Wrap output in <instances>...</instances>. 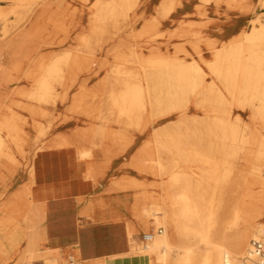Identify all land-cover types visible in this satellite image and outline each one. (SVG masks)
Here are the masks:
<instances>
[{"label":"bare ground","instance_id":"obj_1","mask_svg":"<svg viewBox=\"0 0 264 264\" xmlns=\"http://www.w3.org/2000/svg\"><path fill=\"white\" fill-rule=\"evenodd\" d=\"M80 1L87 4L82 7L83 9L70 7L69 2L57 5L56 9L53 7L56 6L54 4L47 5L31 19L29 28L27 29L26 26L19 34L26 37L40 35L41 31L36 33V28L33 27L44 23L46 25V29L43 30L45 31L44 36L49 35V42L64 44L70 39L71 32L74 31V39L78 44L53 55L34 57H31L32 54L26 51L22 45L18 46L14 51L15 69L20 70L24 63H28L29 67L24 77L32 79L35 86L33 89H22L16 91V94H12L30 98V102L17 103L16 106H21L33 114L47 115L48 112L42 105L63 103L68 98L70 90L78 83L80 91L74 98L77 110L92 104L93 97H96L98 93H102L106 97L108 100L106 102L107 109L113 115L111 123L116 122L119 127L122 125L126 129L99 127L89 129L88 132L93 134L97 132L104 138H115L116 144L120 145V149H123L116 155H129L130 164L134 165L133 167L136 169L140 168L146 177V181L138 182L143 186V189L141 192L133 194V217L128 218L129 220L125 222L131 254L145 256L148 259V264H190L194 247L189 240L197 237L201 244L208 246V250L202 254V264H258V258L249 254V240L251 236L255 238L259 234L263 223L260 220L264 217V176L261 169L262 164H260V162H264V133L260 135L255 128L256 123L260 122L256 110L262 112L264 118V101L255 110L248 98L255 97L259 91L264 90L263 17L256 14L257 16L252 19L254 26L250 31L243 32L247 43L240 42L237 37V42L233 43L229 50L224 47H216L212 39L203 36L204 28L190 23L189 26L182 27L180 34L184 38L182 41L168 40L164 45V50H158V52L155 50L143 61L137 60L141 72L142 69L143 72L146 70L142 67L162 70L163 68L166 70L179 69L180 77L177 80L180 88L174 110L181 114L179 117H182L181 124L184 130L180 140L182 153L180 161L182 163L179 169H175L171 166L163 167L161 159H153L146 153L149 142H144L136 150V153L130 156L132 154L128 152V146L135 141L132 142V139L134 136L144 135L146 130L143 116L149 115L146 101L150 98L147 79L141 78L133 66H127L128 56L119 51L118 45L109 49L112 53L117 52L116 61L112 63H108L105 61L107 59H102L98 54L99 51H103L105 43L116 41L114 35L118 26L116 18L121 13L128 14L126 7L131 5L134 0H95L92 4H89L90 0ZM176 1L161 0L160 10H164V13L161 12L164 19L175 7ZM240 1L242 0H218L217 2L219 4L226 2L229 6L239 8ZM260 4L264 8V0H260ZM198 14L204 16L202 11ZM156 19L152 18L153 21L147 28L149 33L152 32L151 35L160 25ZM84 21L91 25L89 33L78 29L83 26ZM75 27L78 29L77 31L74 30ZM162 34H158V36ZM203 45L206 46V49L214 50L212 61L203 56ZM246 51L249 52L247 56L244 55ZM180 52L193 57L198 55L200 59L211 66L228 90L227 95L218 91L216 97L224 100L230 97L233 100L225 103L226 109L220 110L217 104H212L209 109H206L205 114L220 112L229 114V119L220 126L221 144H217L216 147L221 149L216 150L220 152L221 156L214 162L215 167L212 169H215V172H211V168L199 166L201 162L210 163V161L204 158L206 154L204 149L207 145L203 140L204 135L199 133L200 130L196 131L188 124V116H191L190 106L196 96L188 94L187 85L194 83L189 74L192 68L189 61L180 56ZM136 57L139 58V56ZM101 70H106V75L96 82L97 85L94 84L96 86L92 91L88 90L86 86L89 79L80 82L81 73L96 71L99 74ZM18 77L3 78L0 82L2 84L0 89L5 90ZM57 84L63 88L61 94L56 91ZM8 93L2 94L4 99L10 100L12 95ZM197 105L205 107L203 103L197 102ZM0 106L2 107L1 114L5 109H12V106L7 103L0 104ZM248 111L250 112L249 120H246L243 118V114ZM13 113L14 117L11 120L16 121L14 118L18 112L13 110ZM155 113L158 115L163 111L158 110ZM201 115L203 114L196 113L192 116L196 118ZM69 120H73V117H69L67 113L63 118H58L57 113L54 112L52 123H49L48 128L44 129L40 125L34 136L27 139V142L25 136H22L23 129L20 125L11 124L10 119H8V123L0 125V132H3L6 126L7 129H12L10 134L16 135L10 138L13 143L8 141L9 138L0 135V264H9L12 261L15 264H24L22 260L24 261L25 257L21 258L18 255V247L25 240L28 232L30 235L26 239V246L32 252L37 251L39 245L52 250L67 242L78 245L76 214L83 213L90 218L92 216L93 202L91 200L80 203V209L73 213L70 212L71 209L74 208V205L78 206L73 200H58L53 203L35 202L32 198V186L36 182L33 166L30 163L32 160L29 162L31 167L27 166L30 168L29 179L20 182L14 186L15 189L10 190L17 181L19 168L22 164L28 165L27 160L21 156V153L24 154L26 151L24 149L26 143L36 153L47 149L73 147L76 157H78L77 160L86 162L89 161L94 150L103 148L101 143L75 142L68 138L63 131L65 125L70 122ZM77 121L84 120L77 118ZM81 126H78L79 131H81ZM14 131H17V134L13 133ZM42 138H45L43 143L41 142ZM236 145L239 148L237 150L234 149ZM239 152L240 156L243 155L244 158L249 159L248 161L253 158L251 164L254 165L250 171L240 172V175L235 179V181L240 180V182H235L236 185H240V188L244 184L251 185L247 194L244 195L240 192L242 198L250 199L251 202L231 208L228 217L223 219L221 212L225 196H222V199L221 197L218 199V196L222 194L223 188L226 189L236 170L229 164L228 156L236 155ZM106 154L104 151L102 157H109ZM140 154L144 156L146 154V157L140 159ZM102 157L89 163L92 165L87 169L85 177L92 173L97 162L98 164L100 162L101 165L105 164ZM153 165L156 167H152ZM187 165L191 171L185 168ZM8 167L12 170L10 175H6L2 171ZM151 168L154 170H149ZM142 169L144 170L142 171ZM13 174L15 176L12 177ZM149 176L159 177L162 182L153 181ZM117 185V181L112 182L110 189L114 191ZM170 185L173 187L169 189ZM255 185H260L259 190L254 188ZM161 186L163 189L158 192L155 188ZM40 223H43V226L39 231H36L35 228ZM159 226L164 229L159 231ZM138 230H153L144 233L150 235V238L143 247L137 244L135 236ZM49 244L52 245V248L49 247ZM36 253L37 256H42V252Z\"/></svg>","mask_w":264,"mask_h":264},{"label":"rangeland","instance_id":"obj_2","mask_svg":"<svg viewBox=\"0 0 264 264\" xmlns=\"http://www.w3.org/2000/svg\"><path fill=\"white\" fill-rule=\"evenodd\" d=\"M92 1V2H91ZM95 0H90L89 4H92ZM152 0H134L131 5L126 7V13L128 14H120L118 16V26L117 31L115 32L116 41L111 43H105L103 51H99L98 53L102 59H107L108 63H112L116 61L115 55L117 52H110L109 49L113 47L114 45L119 46V51L121 53L127 54L128 56V64L127 66H133L137 72H139L141 78L147 79V85L149 87V94L150 98L146 101V106L149 108V115L146 117L143 116V119L145 120V134L140 136H134L132 139V142L134 143L130 144L128 146V152H130V156H133L136 153V150L140 148L144 144V142H149V146L147 148V154H149L153 159L159 158L161 159V163L163 167L171 166V168L179 169L180 164L182 163L180 159L182 158V153L180 150V140L182 131L184 128H182V117H179L181 114L177 113L175 109V105L178 101V91L180 88V84L177 80L178 77H180V74L178 72V68H170V69H156L151 67H142L146 68L145 72H142L139 70L141 69L139 66V63L137 60L143 61L145 58L150 56V53L158 52V50H164L165 43H167L168 40L180 42L184 38L180 35L182 27H186L184 25L189 26L190 19L192 16H198L200 18H207L208 17V8L206 7L207 4L214 2L219 5L217 2L218 0H201L203 4L201 6H196V13H190L189 11H184L186 9L185 4L187 2H191L192 0H177L174 4L173 10L169 13V16L166 19L174 20L175 23H177V27L174 29H166L163 26L162 21L165 20L163 18L164 10H160L161 8V0L154 6L155 14L149 16V19H147L144 22V25L140 27V24L137 20L141 19L143 17L142 15L144 13L141 12V8L145 4L149 5ZM65 2L70 3V7H77L78 9H83L82 7H85L87 4H85L84 1L80 0H24L22 2L16 1V0H0V82L3 78L11 76V77H17V80L10 83V85L7 86V88L4 90L0 89V104L4 105L5 103L12 106V109H5L2 114L0 113V125L8 123V119H10L11 124L20 125L23 129L22 136H25V140L27 142V139H31L34 134L36 133V130L41 125L44 129L48 128L49 123H52V118L54 112L57 113L58 118H63L65 113L69 117H73V120H69L70 122L65 125V129L63 133H65L68 138H70L72 141H85V142H97L101 143L102 147L101 149L94 150L93 154L89 157V161L87 163V169L91 168V165H89L90 162L96 161L97 158H100L103 156V152L105 151L109 157L103 158L105 161V164L101 165L100 162L95 164V168L92 171L91 174L87 178H92L95 183H97L99 180L104 179V177L107 175L108 171L113 170L114 174L112 176H109L108 178L112 179V182L115 181L118 182V185L115 186V191H124V190H130L134 193L141 192L143 189V186L138 182L146 181V177L142 174L140 168L136 169L130 164V160L128 159L127 164L124 168H117L113 169L116 160L118 157L120 161L125 158L123 155L117 156L116 153H119L123 149H120V145L116 144L115 138H104L103 135H98L97 132L95 134L89 133V129L93 128H99V127H106L110 129H117L122 128L126 129L122 125L119 127L116 122L111 123V118L113 115H111L107 109L106 102L108 100L106 97L102 95V93H98L96 97H93L94 100L92 104H89V106H85L82 109L77 110L75 107V95L80 91L79 89V83L75 85L68 95V98L63 103H46L45 105H42L47 110V115L42 114H36L31 113L29 110L23 109L21 106H16L17 103H28L30 102L29 97H22L19 95H12L16 94V91L22 90V89H33L35 86V83L32 79H27L24 77L25 72L27 68L29 67L28 63H24V66L22 69L17 70L15 69L16 63H15V56L14 51L15 49L22 45V47L30 52L33 56L37 55H47V54H56L58 52L70 49L72 46L77 45V40L74 39L75 33L74 31L71 32V37L68 39L67 42L64 44L60 43H52L49 42L50 38L48 36H44L45 31H43L45 28V24H40L39 26L36 25V33L38 31H41L40 35L33 36V37H26L24 35H19L27 26V29L29 28L28 25L31 22V19L36 15L37 12L47 7V5L54 4L56 6H53L54 9L57 8V5L64 4ZM84 2V3H83ZM83 3V4H82ZM145 3V4H144ZM153 4L156 3V0L152 1ZM151 3V4H152ZM227 4L226 2H222L220 4ZM228 5V4H227ZM229 6V5H228ZM230 7H237V6H230ZM241 10H247V4L246 0L240 1V7ZM182 11V12H181ZM202 11L204 16H200L198 13ZM161 12H163L161 14ZM119 14V13H118ZM146 17V16H145ZM157 18L156 21L160 23L159 27L154 30V34L152 32H148L147 28L149 27V23H151L153 20L152 18ZM174 17H178L174 19ZM262 19H264V13L262 14ZM136 20V21H135ZM82 23V22H80ZM89 22H83L80 26L79 24V30H84V32L89 33L91 29V25H88ZM193 25H196L195 23H192ZM254 26V25H253ZM252 26V27H253ZM140 27V28H139ZM49 28V27H48ZM76 27L74 30H78ZM246 32V31H245ZM163 33V34H162ZM176 33L175 35H173ZM158 34H162L161 36H158ZM151 35V36H150ZM204 36V34H203ZM239 37L240 42L247 43L245 34L242 32L241 34H238V36H235L234 38L230 39L229 41H221L219 39L210 38L212 39L216 47L218 48H226L227 50L230 49V47L233 45V43H236V39ZM209 38V37H208ZM202 49H206V46L203 45ZM216 50V49H215ZM212 58H213V51L212 49L209 50ZM203 53V52H202ZM181 57L185 58L189 61V65L191 66L190 70V78L194 82L191 85H187V91L189 95H195L196 97L192 100L191 106H190V113L191 116H188V124H190L191 128H195L196 131H199L200 134L204 135L203 140L205 142L206 147L204 149L205 157L207 158L210 163H199L200 167H207L214 168V162L217 158L221 156L220 152L216 149H221L216 147L217 144L220 143V136L222 134L220 130V126L226 122L229 119V114L220 112L218 114L214 113H206V109H209V107L212 106V104H217L219 109L221 110L226 109L227 105H225L228 101L232 98L227 97L225 100L216 97L218 94V91H222L224 94H228V90L225 88L224 83L220 80L219 75L214 73V70L211 66H209L207 63H205L198 55L197 57H193L191 55H186L183 52L179 53ZM245 56L249 55V52L246 51L244 53ZM136 56H139L137 58ZM207 56H205L206 58ZM210 58H206L211 60ZM181 60V59H180ZM213 60V59H212ZM211 60V61H212ZM165 69V70H164ZM203 73V74H202ZM37 74V73H36ZM38 75V74H37ZM106 75V70H101L99 74L96 73V71L93 72H86L80 74V82L83 80L89 79L88 83L86 84L87 89L92 91V89L97 85L96 82H98L99 79H101L103 76ZM142 80V79H141ZM94 84H96L94 86ZM0 86L2 84L0 83ZM219 87V89H218ZM56 91L58 93L63 92V88L60 85H56ZM9 92V93H8ZM2 93H8L9 95H12V98L10 100L4 99ZM2 94V96H1ZM16 96V97H15ZM248 101L252 103V107L255 108L264 101V90L262 89L257 93V96L255 97H249ZM197 102L205 104L204 106L197 105ZM18 105V104H17ZM38 109V106L36 107ZM0 110H2V107L0 106ZM13 110H17V116L13 119L14 113ZM161 110L163 111L162 114H156L155 112ZM65 112V113H64ZM152 112V113H151ZM62 113L61 115H59ZM203 114L201 116H192L193 114ZM237 113V111H235ZM258 120L260 122H257V128L259 134L264 133V118L262 117V112H258L256 110ZM250 112H244L243 118L246 120H249ZM23 116V118H22ZM235 116V115H234ZM232 116L233 119L235 117ZM78 119H83L84 121H77ZM4 119V121H2ZM60 120V119H58ZM3 122V123H1ZM15 122V123H14ZM82 125L81 131L78 130V126ZM11 126V125H10ZM12 132V129H3V132H0V135L5 136L6 138H9L8 141L10 143H13V140L10 139L13 136L10 134ZM19 132V131H18ZM81 132V133H80ZM13 133L17 134V131H14ZM83 137V138H81ZM12 140V141H11ZM15 141V140H14ZM41 142H45V138H42ZM212 142V143H211ZM214 143V144H213ZM211 144V145H209ZM215 145V146H212ZM236 145L235 150L239 149ZM24 154L21 153V156H23L27 162L28 165L22 164V166L17 171V181L25 182L29 179V169L28 167H31L30 163H32L31 160L38 154L35 152L34 149L29 148L27 146V143L24 145ZM233 151V148L231 149ZM145 156L140 154V159H144ZM241 157V158H240ZM229 158V164L231 166H234L236 168L234 172V177L231 179V181L228 182V185L226 186V189H222V194L218 196V199H222V196H225V202H223V210L221 212V218L226 219L228 217V214L230 212V209L235 207L236 205H244L247 203H250V199H245L244 197L240 195V192L242 194H247L248 190H250V184L249 185H242L240 188V185H236L235 182H240L239 179H236L238 175H240V172H249L250 168L252 167V159L248 161L249 159L244 158L243 155L240 156V152L236 155L230 154L228 156ZM31 161V162H30ZM30 162V163H29ZM94 164V163H93ZM262 164V174L264 176V162H260ZM12 166V165H11ZM28 166V167H27ZM152 167H156L153 165ZM9 168V167H8ZM4 168L2 171L6 175H10L12 170L9 168ZM26 168V169H25ZM190 170L187 165L185 167ZM144 169H142L143 171ZM151 171L154 170V168L149 169ZM191 171V170H190ZM16 172V171H15ZM211 172H215V169H212ZM15 176L14 174L12 177ZM151 180H155L157 182H162V179L155 176H149ZM15 183V184H16ZM14 184V185H15ZM11 186V191L15 189V187ZM17 185V184H16ZM15 185V186H16ZM173 185H170L168 188H172ZM254 188L256 190H259L260 185H255ZM158 192H161L163 187H156ZM238 194V195H237ZM81 199L74 201L80 202ZM76 203V205L78 204ZM75 207V205H74ZM79 217H85L86 221H90V217L85 216L83 213L76 214V223L77 226L82 225L80 223ZM129 220V219H126ZM264 221V217L260 220V222ZM43 226V223H40L35 228L36 231H39L41 227ZM164 228L161 226L158 227L159 231H162ZM143 231L144 233L152 232L153 230H138L136 233V239L137 244L140 247H143L147 244V241H144L143 238L140 240L138 238L140 232ZM29 233V232H28ZM26 235L25 240L19 245L18 247V255H20L22 260V263L24 264H37L41 260H43L46 264H58L60 262H64L63 255H62V249L64 247L73 246V243L67 242L59 245L56 249H46L45 246L39 245V249L37 251H29L26 246V242L30 235V233ZM254 236L250 237L249 240V246L251 239H253ZM193 244V255L192 260L190 264H202V254L208 250V246L205 244H201L197 237H193L189 240ZM67 244V245H66ZM52 245L49 244V247ZM52 248V247H51ZM42 250V251H40ZM36 252H42V256L36 255ZM54 260H59L58 262H55ZM20 262V260H18ZM14 261L10 262L9 264H15Z\"/></svg>","mask_w":264,"mask_h":264},{"label":"crops","instance_id":"obj_3","mask_svg":"<svg viewBox=\"0 0 264 264\" xmlns=\"http://www.w3.org/2000/svg\"><path fill=\"white\" fill-rule=\"evenodd\" d=\"M159 1L156 0L155 4L149 5L144 3L145 5L141 8L143 17L137 20L140 27L149 19V16L155 14L154 6ZM202 4L201 0L187 2L183 12L196 13V6L199 7ZM246 4L248 9L241 10L224 3L218 5L211 2L206 5L209 10L207 18L192 16L190 21L204 28L205 37L229 41L244 31H250L253 26L252 19L264 13L260 0H246ZM176 18L178 17H174ZM162 23L166 29L171 30L178 25L171 19H165ZM209 50L208 48L203 50L204 57L212 58ZM76 156L73 147L47 149L39 152L31 163L36 181L32 186V198L35 202L53 203L58 200L81 199L79 203L76 202L79 207H74L75 210L71 209L72 213L79 210L85 201L93 202L90 221L87 222L85 217H79L82 225L78 226V245L64 247L62 249L64 258L61 259L64 262L58 264H148L145 256L130 253V241L125 222L126 219L133 217V191L117 192L110 189L112 179L108 177L114 174L113 170L108 171L104 179L97 183L92 178L85 177L87 163L84 160H77ZM123 156L125 158L122 161L119 160L122 156L117 158L113 169L127 168L124 166L127 164L129 155ZM19 183L20 181L16 184ZM143 234L144 232L141 231L138 236L140 240ZM37 264L46 263L41 260Z\"/></svg>","mask_w":264,"mask_h":264},{"label":"built area","instance_id":"obj_4","mask_svg":"<svg viewBox=\"0 0 264 264\" xmlns=\"http://www.w3.org/2000/svg\"><path fill=\"white\" fill-rule=\"evenodd\" d=\"M142 238L147 241L150 235L143 234ZM249 254H253L258 258V264H264V221L259 234L251 239Z\"/></svg>","mask_w":264,"mask_h":264}]
</instances>
